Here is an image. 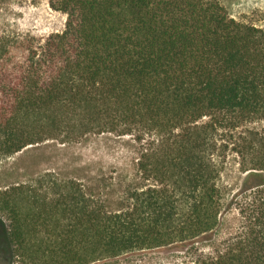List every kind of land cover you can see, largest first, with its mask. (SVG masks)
<instances>
[{"label": "trees", "instance_id": "trees-1", "mask_svg": "<svg viewBox=\"0 0 264 264\" xmlns=\"http://www.w3.org/2000/svg\"><path fill=\"white\" fill-rule=\"evenodd\" d=\"M48 2L66 20L47 36L0 18V161L107 137L131 145L134 174L108 193L55 173L0 189V259L180 244L179 264H264V29L213 0Z\"/></svg>", "mask_w": 264, "mask_h": 264}, {"label": "rangeland", "instance_id": "rangeland-1", "mask_svg": "<svg viewBox=\"0 0 264 264\" xmlns=\"http://www.w3.org/2000/svg\"><path fill=\"white\" fill-rule=\"evenodd\" d=\"M213 1L219 2L234 19L264 29V0ZM0 18L5 20L12 30L40 36L61 31L66 20L64 14L50 9L48 0H0ZM133 156L131 145L107 137H90L73 144L48 141L27 147L1 160L0 189L31 182L47 173H55L62 179L83 181L108 193L106 186L113 178L118 175L132 177ZM236 170L237 166H234L230 178L231 184L234 185L233 192L239 186L240 176ZM102 179L105 181L101 182ZM114 189L112 195H108V200L121 196L123 189ZM225 219L234 223L230 224L234 227L235 223L241 221L235 208ZM187 249L180 244L166 246L130 252L92 264H179L184 260ZM0 264L9 263L0 259Z\"/></svg>", "mask_w": 264, "mask_h": 264}, {"label": "bare ground", "instance_id": "bare-ground-1", "mask_svg": "<svg viewBox=\"0 0 264 264\" xmlns=\"http://www.w3.org/2000/svg\"><path fill=\"white\" fill-rule=\"evenodd\" d=\"M29 147H31V146H29Z\"/></svg>", "mask_w": 264, "mask_h": 264}]
</instances>
